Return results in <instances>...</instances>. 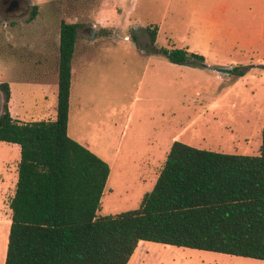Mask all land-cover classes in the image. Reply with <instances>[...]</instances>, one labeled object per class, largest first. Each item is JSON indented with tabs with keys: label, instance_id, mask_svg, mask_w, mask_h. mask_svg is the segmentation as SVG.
Here are the masks:
<instances>
[{
	"label": "rangeland",
	"instance_id": "obj_1",
	"mask_svg": "<svg viewBox=\"0 0 264 264\" xmlns=\"http://www.w3.org/2000/svg\"><path fill=\"white\" fill-rule=\"evenodd\" d=\"M26 1L33 5V19L6 27L0 22V84L31 77L36 98L55 90L60 23L78 25L68 136L109 165L98 216L137 209L174 142L230 155L259 154L264 0ZM160 48L200 54L204 65L174 64L155 52ZM19 159V146L0 142V264ZM127 264L264 261L140 241Z\"/></svg>",
	"mask_w": 264,
	"mask_h": 264
},
{
	"label": "trees",
	"instance_id": "obj_2",
	"mask_svg": "<svg viewBox=\"0 0 264 264\" xmlns=\"http://www.w3.org/2000/svg\"><path fill=\"white\" fill-rule=\"evenodd\" d=\"M77 36V24L61 21L54 121H14L0 84V142L20 147L4 264H127L140 241L264 261V127L255 156L174 142L137 209L97 215L109 165L67 133ZM155 52L204 65L187 49Z\"/></svg>",
	"mask_w": 264,
	"mask_h": 264
},
{
	"label": "crops",
	"instance_id": "obj_3",
	"mask_svg": "<svg viewBox=\"0 0 264 264\" xmlns=\"http://www.w3.org/2000/svg\"><path fill=\"white\" fill-rule=\"evenodd\" d=\"M58 45H59V41H58ZM74 57H75V50H74V55H73V59L71 63V85H72V70H73ZM57 68H58V58H57ZM56 72H57V81H58V71L56 70L55 73ZM42 75L44 79L47 82H49L48 79L50 77L49 76L50 74L45 72ZM35 77H38V76L36 75ZM22 79L23 80H20V81L17 80L20 83H18L17 81H14V83H10V84L8 83L10 87L9 113H10L11 118L14 121H17L19 123H29V122H36V121H42V120L43 121H54L56 117L57 83H55L56 84L55 90L53 87L48 95L45 96L41 94L40 96H38V98H36L29 84L32 78L24 77ZM14 86H16V88H14ZM67 133H68V128H67ZM74 141L85 146V144H83L79 140L74 139ZM12 145H16V144H12ZM85 147L88 148L87 146ZM88 149L90 150V148ZM92 152L95 153L94 151ZM96 155L100 157L98 154Z\"/></svg>",
	"mask_w": 264,
	"mask_h": 264
},
{
	"label": "flooded vegetation",
	"instance_id": "obj_4",
	"mask_svg": "<svg viewBox=\"0 0 264 264\" xmlns=\"http://www.w3.org/2000/svg\"><path fill=\"white\" fill-rule=\"evenodd\" d=\"M0 2V22L5 23V27L7 22L9 24L19 23L31 20L32 16H35L33 5L26 0H0Z\"/></svg>",
	"mask_w": 264,
	"mask_h": 264
},
{
	"label": "water",
	"instance_id": "obj_5",
	"mask_svg": "<svg viewBox=\"0 0 264 264\" xmlns=\"http://www.w3.org/2000/svg\"><path fill=\"white\" fill-rule=\"evenodd\" d=\"M209 69L213 72L220 73V74H230V69H225V68H218V67H209ZM2 95L0 93V113L2 112Z\"/></svg>",
	"mask_w": 264,
	"mask_h": 264
}]
</instances>
